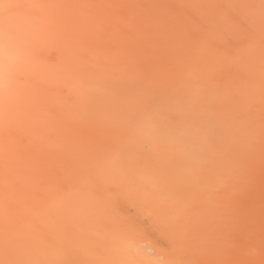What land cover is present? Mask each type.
<instances>
[{
  "label": "bare ground",
  "instance_id": "1",
  "mask_svg": "<svg viewBox=\"0 0 264 264\" xmlns=\"http://www.w3.org/2000/svg\"><path fill=\"white\" fill-rule=\"evenodd\" d=\"M0 264H264V0H0Z\"/></svg>",
  "mask_w": 264,
  "mask_h": 264
}]
</instances>
